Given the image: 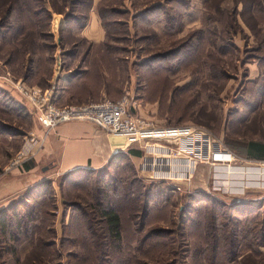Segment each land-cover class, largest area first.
Segmentation results:
<instances>
[{
    "label": "rangeland",
    "instance_id": "obj_1",
    "mask_svg": "<svg viewBox=\"0 0 264 264\" xmlns=\"http://www.w3.org/2000/svg\"><path fill=\"white\" fill-rule=\"evenodd\" d=\"M52 1L34 0L41 13L31 19L22 0H0L1 82L8 71L27 87L55 86L57 92L64 84L56 78L63 69L82 74L80 58L87 47L61 45L60 36L68 45L78 33L60 31L63 23L52 22L45 12ZM55 1L63 8L64 0ZM102 8L106 41L92 55L104 59L89 62L91 81L102 95L71 104L119 99L129 92L157 127H204L242 164L263 162L248 158L246 147L250 141L264 142V0H106ZM34 120L21 94L0 83V172L24 148L26 136L39 132ZM126 157L102 173L42 170L48 176L42 182L49 184L28 200L41 212L29 225L33 239L18 248L19 264H212L208 256L218 241L217 264H264V243L253 231L264 221V188L228 191L216 185L204 164L192 181L170 183L153 179L140 169L139 159ZM232 171L238 183L240 168ZM175 183L181 191L173 189ZM97 189L123 218L120 247L110 245L105 258L98 255L106 228L94 215ZM27 192L17 193L6 206L25 199ZM242 202L250 213L240 210ZM85 207L88 217L79 209ZM90 222L99 250L85 237ZM147 234L149 245L141 250ZM45 243L51 244L43 248ZM233 253L237 259L227 262Z\"/></svg>",
    "mask_w": 264,
    "mask_h": 264
},
{
    "label": "built area",
    "instance_id": "obj_2",
    "mask_svg": "<svg viewBox=\"0 0 264 264\" xmlns=\"http://www.w3.org/2000/svg\"><path fill=\"white\" fill-rule=\"evenodd\" d=\"M2 79L0 83L21 94L27 102V106L39 122L42 133L32 131L26 136L24 148L3 167L0 177L23 169L24 164L42 149L48 134L60 124L78 120L93 122L109 133L125 136L129 146L142 149L144 154L140 169L148 172L153 179L170 183L192 181L199 165L204 164L211 168V178L218 185L217 182L226 172L229 173L234 168L248 167L249 173L242 176L248 175L244 178L255 184L238 191L260 188L262 177L257 170L260 171L264 161L255 165L242 164L241 159L232 150L204 127H157L141 114L140 102L129 92L116 100L103 99L62 105L53 101V88L27 87L21 80L12 78L8 71ZM249 177L251 178L248 179ZM173 187L174 190H182L181 185L177 183Z\"/></svg>",
    "mask_w": 264,
    "mask_h": 264
},
{
    "label": "crops",
    "instance_id": "obj_3",
    "mask_svg": "<svg viewBox=\"0 0 264 264\" xmlns=\"http://www.w3.org/2000/svg\"><path fill=\"white\" fill-rule=\"evenodd\" d=\"M102 4L103 0H89L87 7L75 11L76 15L84 17L82 25L68 24L66 14L69 12H66L68 6L66 3L61 5L65 12L55 10L51 6L48 7L52 14V22L59 21V24L63 23L60 31L69 30L81 36L77 37L75 34L77 38L75 37L68 45H66L64 38L60 36L61 45H64V47L69 45H78L80 48L87 47L80 58L84 66L81 75H78V72L69 75V72H73L74 69H70L65 74L66 69H63L60 77H56L60 85H62L61 82L64 83L57 92L55 86L51 87L54 90L53 101L58 104L65 105L92 99L97 100L102 95V88H97L93 80L91 81L93 67L89 66V62H92L97 56L92 55L94 53L93 49L106 41L107 30L100 12ZM78 56L81 55H76L75 58ZM97 57L101 58L100 56ZM34 121L39 128L38 133L41 134L38 120L35 118ZM132 150H141L142 155L138 156L130 153ZM118 153L127 154L130 159H139V165L144 154L142 149L129 146L125 136L109 133L93 122L76 120L62 123L48 134L42 149L34 158L29 159L24 164L23 169L15 170L0 177V209L5 207L17 193L32 188L46 178L48 179V176L44 175L43 172L46 171V167H53L50 174L57 173L58 175L69 173L78 168L99 170ZM231 171L226 172L217 184L219 183L218 185L223 186L228 191L242 190L236 187V184H242L243 188L244 186L249 187V181L244 178L248 175L242 176V174L249 173L250 169L248 167L240 168V172L236 175V177L238 176V183L233 182L234 177L232 178L231 175L233 171ZM257 172L262 177L259 187L264 188V165ZM250 184L254 185L255 183Z\"/></svg>",
    "mask_w": 264,
    "mask_h": 264
},
{
    "label": "trees",
    "instance_id": "obj_4",
    "mask_svg": "<svg viewBox=\"0 0 264 264\" xmlns=\"http://www.w3.org/2000/svg\"><path fill=\"white\" fill-rule=\"evenodd\" d=\"M22 1H23L22 3H23L25 10H27L28 12L32 14L31 19L40 15L41 11L38 7L34 6V0H22ZM104 1L106 0H103V2ZM64 3H66L68 5L67 7L70 8V12L66 14V20L68 24L82 25L84 22V17L82 15L80 16L76 15L75 11L82 10L84 9V7H87L89 4V0H64ZM52 7L55 10L64 9V8H57L55 0L52 1ZM100 10H101L100 12H101V15L104 21V18H105L104 8H102L101 6ZM112 11H116V10H112ZM45 12L47 13L48 17L50 16L52 19L51 11L48 10V8H45ZM63 12H65V10H63ZM38 22H40V20H38ZM101 59H104V58L101 57ZM246 151H247L248 157L253 158V159H258V160H264V143L257 142V141H250L247 145ZM130 153L134 155H138V156L142 155L141 150H132L130 151ZM126 156L128 155L124 153L115 154L110 159V161L107 163V165H105L102 169H99V170L78 168V169L70 171L68 174L78 173L83 170L84 171L88 170L90 172H95V173H102L104 170L110 169V167L115 163L116 160L122 159ZM48 184H49L48 181L40 182L39 184L28 189L29 192L24 194V196H26L25 199L20 198L18 202L10 203L7 206L0 209V244H1L0 264H19L20 262H22L21 260L22 256L20 252L18 251V248L22 246V243L25 240L33 239V236L31 237L29 225L35 222L36 220L40 219L39 216L41 212L39 207L35 205L34 206L30 205L29 201H31V199H34L35 192L42 190L43 186H46ZM97 190H99V194L96 195V206H97L98 211H96L94 215L98 216L97 217L98 223L102 225V227L105 226L106 228L105 229L106 231H104L105 238H102L103 236L99 237L100 239H102V241L104 240L105 242H101L100 254L98 255H101L105 258L106 256H109L110 254V251H109L110 245L112 247L115 245V248L120 247L119 245H120V242L122 241L123 218L121 216V213L113 205H111V203L109 202L107 203V201L103 198L104 192L101 189H97ZM19 207H22L23 212L22 211L20 212ZM249 207L250 206L247 203L242 202L239 208H241L240 210H244L246 213L247 212L250 213ZM232 208L234 209V206ZM79 209H81V215L83 217H88L87 214L91 213L89 209H87V207L79 208ZM88 220L90 221L91 219L88 218ZM88 224L90 225L91 228L87 225L86 227L87 232H85V235H86L85 237H86V240H89L90 238V242L92 245L94 241H97L96 239L98 235H96L97 230L96 228L94 229L92 227V223L90 222ZM15 227L16 228L20 227V230L13 229ZM35 227L36 225L34 226V229ZM253 229H254L253 231L256 232L254 237L260 241L259 242L260 244L264 243V221L261 222L260 224L258 223ZM34 232L35 234L38 233V231H33V234ZM236 233L235 231H232V234H235V237H237ZM147 237L144 236L142 238L141 246H140L141 250H144V248L149 245L150 236H148L147 234ZM108 239L110 241L106 242V240ZM218 242H217V246L215 244V247H214L215 253L208 256V259L212 264H217V261L220 258L219 252L217 253V249L219 248ZM50 244L45 243L41 246H43V248H47L48 246H50ZM232 245L234 246L233 248L236 247V244H234V242H232ZM97 247L98 246L94 242L93 248L96 249ZM105 248L108 249V251H106ZM6 255H8V257H10L11 260L9 259L7 260V258H5ZM237 257H238L237 254H234V253L229 254V259L227 262H233L237 259ZM4 260H6V262ZM105 263H106V260L105 261L102 260V263L99 262V264H105Z\"/></svg>",
    "mask_w": 264,
    "mask_h": 264
},
{
    "label": "water",
    "instance_id": "obj_5",
    "mask_svg": "<svg viewBox=\"0 0 264 264\" xmlns=\"http://www.w3.org/2000/svg\"><path fill=\"white\" fill-rule=\"evenodd\" d=\"M241 201H243V200H241ZM241 201H236V202H241Z\"/></svg>",
    "mask_w": 264,
    "mask_h": 264
}]
</instances>
